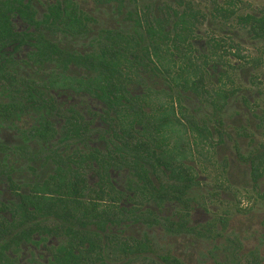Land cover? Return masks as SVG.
I'll return each mask as SVG.
<instances>
[{
	"label": "trees",
	"instance_id": "obj_1",
	"mask_svg": "<svg viewBox=\"0 0 264 264\" xmlns=\"http://www.w3.org/2000/svg\"><path fill=\"white\" fill-rule=\"evenodd\" d=\"M221 1L0 0V264H190L150 241L159 226L221 248L215 264H261L180 208L199 183L186 155L227 130L237 151L262 123L240 49L264 43V12ZM249 146L253 183L264 141Z\"/></svg>",
	"mask_w": 264,
	"mask_h": 264
},
{
	"label": "rangeland",
	"instance_id": "obj_2",
	"mask_svg": "<svg viewBox=\"0 0 264 264\" xmlns=\"http://www.w3.org/2000/svg\"><path fill=\"white\" fill-rule=\"evenodd\" d=\"M238 2H241L243 6L241 11L260 10L264 12V0H238ZM244 41L240 53L249 60L254 59V65L248 61L249 63L244 66L251 67L248 64L254 66L253 70L257 78L254 88L260 89L256 102L259 103L263 115L261 116V128L252 129L251 142L246 137L236 138L237 151L232 146V138L235 137V133L227 130L228 133L232 134L230 135L231 138H228L224 145L218 146L215 153H212V149L206 151L202 148L201 155L187 154L184 161L196 174L199 183L191 187L187 193L191 197L189 210H186L183 205L180 208L182 209V218H185L189 225L201 224L205 226L211 224L212 226L216 224L217 228L212 227L211 232H216L219 228L221 231L219 233L222 234V238L212 241L218 246L217 248L227 243L232 245L235 242L239 246L240 253L245 255L256 254L261 259V264H264V162L257 180L252 183L249 179L247 163L238 157L239 154L244 157L249 150L255 149L249 144L256 146L258 142L264 141V43L247 38H244ZM221 56L225 69H229L231 65H235L241 60L237 59L231 51H227ZM231 75L234 85L237 84L235 71ZM239 84L245 88V83ZM230 85L228 84L227 87ZM240 94V92L236 93L235 99L228 106L225 123H227L228 114L233 117L232 111H235L236 107L237 110H242ZM256 106L254 104L255 108ZM255 110H259V108ZM215 158L219 162H216ZM220 161H224L225 166L220 165ZM218 219H221V222L217 223ZM164 230L161 226L155 228L150 241L153 240L155 245L161 249L180 255L190 264H215L211 258H215L214 260L217 262L222 257L221 248L214 250L210 255L205 253L210 246L206 241L207 239H198L194 234L186 233L184 235H167ZM154 234L156 235L154 236ZM189 239L193 242L197 240V245L185 247Z\"/></svg>",
	"mask_w": 264,
	"mask_h": 264
}]
</instances>
